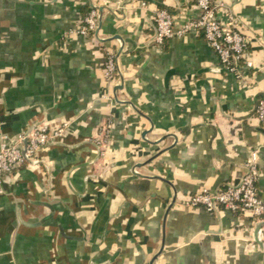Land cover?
Masks as SVG:
<instances>
[{"label":"crops","instance_id":"crops-1","mask_svg":"<svg viewBox=\"0 0 264 264\" xmlns=\"http://www.w3.org/2000/svg\"><path fill=\"white\" fill-rule=\"evenodd\" d=\"M215 1L249 38L242 77L199 31L155 42L156 11L182 24L196 0H0V137L68 123L3 180L0 264H264L249 214L186 203L238 183L253 149L264 199V0ZM93 3L97 33H70Z\"/></svg>","mask_w":264,"mask_h":264},{"label":"built area","instance_id":"built-area-1","mask_svg":"<svg viewBox=\"0 0 264 264\" xmlns=\"http://www.w3.org/2000/svg\"><path fill=\"white\" fill-rule=\"evenodd\" d=\"M196 6L199 11L198 16L182 24L175 22L173 14L168 9L157 10L154 16L155 42L163 44L172 37L199 31L216 51L221 65L238 77H242L243 62L247 66H251L252 62L247 57L249 38L242 31L240 18L233 11L226 9V20L221 19L218 16V9L223 6V3L215 0H196ZM100 18V6L93 3L81 23L70 33L83 36L94 35L97 33ZM117 75V56L110 51L105 59L104 76L108 82H112L116 80ZM256 113L259 120L264 122V97L258 101ZM113 125L114 119L110 116L101 126L96 139L98 145L105 146L110 140ZM67 131V122L56 125L35 123L22 130L14 141L10 140L7 134H2L0 137V193L3 192L2 185L6 176L11 175L23 165L39 167L43 162L40 156L43 148L65 137ZM243 170L238 183H228L215 191L205 189L194 193L189 196L186 203L195 207L202 206L208 211H217L223 207L249 214L255 229L258 222L264 221V199L258 188L259 149L251 151ZM258 235L264 242V224L259 228Z\"/></svg>","mask_w":264,"mask_h":264},{"label":"water","instance_id":"water-1","mask_svg":"<svg viewBox=\"0 0 264 264\" xmlns=\"http://www.w3.org/2000/svg\"><path fill=\"white\" fill-rule=\"evenodd\" d=\"M26 143V141H25ZM264 224V221L258 222L256 224V227L254 229V238H255V242H257L260 246L264 247V242L260 240L259 235H258V231L259 228Z\"/></svg>","mask_w":264,"mask_h":264}]
</instances>
